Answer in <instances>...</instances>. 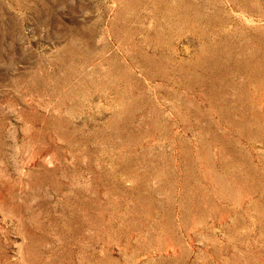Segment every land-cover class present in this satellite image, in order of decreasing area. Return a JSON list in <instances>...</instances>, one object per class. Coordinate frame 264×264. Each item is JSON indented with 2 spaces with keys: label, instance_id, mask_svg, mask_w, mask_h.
I'll return each instance as SVG.
<instances>
[{
  "label": "rangeland",
  "instance_id": "obj_1",
  "mask_svg": "<svg viewBox=\"0 0 264 264\" xmlns=\"http://www.w3.org/2000/svg\"><path fill=\"white\" fill-rule=\"evenodd\" d=\"M0 264H264V0H0Z\"/></svg>",
  "mask_w": 264,
  "mask_h": 264
}]
</instances>
